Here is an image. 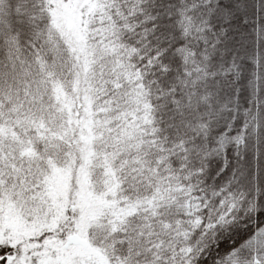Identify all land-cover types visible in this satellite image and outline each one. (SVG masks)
<instances>
[{"label": "snow or ice", "instance_id": "6c2138e0", "mask_svg": "<svg viewBox=\"0 0 264 264\" xmlns=\"http://www.w3.org/2000/svg\"><path fill=\"white\" fill-rule=\"evenodd\" d=\"M0 264H264V0H0Z\"/></svg>", "mask_w": 264, "mask_h": 264}]
</instances>
